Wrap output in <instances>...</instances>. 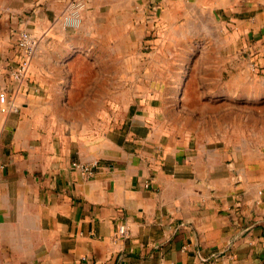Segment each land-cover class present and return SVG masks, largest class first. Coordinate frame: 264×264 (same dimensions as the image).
<instances>
[{
	"label": "crops",
	"instance_id": "crops-1",
	"mask_svg": "<svg viewBox=\"0 0 264 264\" xmlns=\"http://www.w3.org/2000/svg\"><path fill=\"white\" fill-rule=\"evenodd\" d=\"M81 1L77 29L59 0L4 14L0 264H264V0ZM154 1L168 35L142 60L126 7Z\"/></svg>",
	"mask_w": 264,
	"mask_h": 264
},
{
	"label": "rangeland",
	"instance_id": "rangeland-1",
	"mask_svg": "<svg viewBox=\"0 0 264 264\" xmlns=\"http://www.w3.org/2000/svg\"><path fill=\"white\" fill-rule=\"evenodd\" d=\"M39 0H0V40L8 39V35L10 39L14 37V34L9 31L11 27H9L8 19L4 17V14L7 12V7H16L19 10H23V16H29L33 14L34 9L38 6ZM60 6L62 8V12L59 16V20H61L64 25L66 18L71 17L72 14L76 11V7H80L79 15H80V26L77 28H81L83 25L86 9L85 3H82L81 0H59ZM129 5V3H128ZM126 15L128 18L132 15L133 22L129 27V33L134 34L137 33L141 38L142 42H140L139 47L137 48L138 53H141L143 58L142 60H147L144 55H148L151 51L155 50L163 39L168 35V27L162 23V19L160 17L161 6L158 1L150 2L149 5L142 9L144 14V21L137 23L134 19L135 12H138L139 9H133L132 7H126ZM22 19L20 22L22 23ZM65 26V25H64ZM194 28H198V26H193ZM71 28V27H67ZM74 28V29H77ZM200 28H203L202 26ZM221 29L216 27V30L212 27L210 28L211 33L220 32ZM134 32V33H132ZM204 32V30H201ZM187 31L184 29H176L169 30V35H177V34H185ZM134 40H136L135 36H132V42L134 45ZM136 50V51H137ZM87 75V74H86ZM84 79V78H83Z\"/></svg>",
	"mask_w": 264,
	"mask_h": 264
},
{
	"label": "built area",
	"instance_id": "built-area-1",
	"mask_svg": "<svg viewBox=\"0 0 264 264\" xmlns=\"http://www.w3.org/2000/svg\"><path fill=\"white\" fill-rule=\"evenodd\" d=\"M73 14L71 17L66 18L64 23L66 27L76 28L80 26L81 20L76 21L73 18ZM38 46L39 40L37 37L27 31H22L20 33L17 42L20 59L17 66L10 73L11 80L17 84L19 90L23 88L30 76L32 62L38 50ZM252 69L256 71L257 67L253 65ZM0 111L3 114L17 111L14 100L10 99L5 91L0 92ZM72 167L77 170L82 177H92L96 172L97 163L82 164L74 162L72 163ZM127 235L126 226L124 224H119L116 237L118 239L126 238Z\"/></svg>",
	"mask_w": 264,
	"mask_h": 264
},
{
	"label": "bare ground",
	"instance_id": "bare-ground-1",
	"mask_svg": "<svg viewBox=\"0 0 264 264\" xmlns=\"http://www.w3.org/2000/svg\"><path fill=\"white\" fill-rule=\"evenodd\" d=\"M73 18L76 20V21H80V15H79V12L78 10H76L73 14Z\"/></svg>",
	"mask_w": 264,
	"mask_h": 264
}]
</instances>
